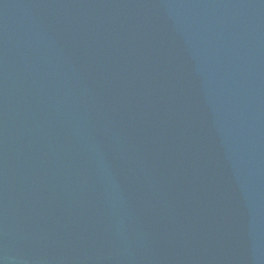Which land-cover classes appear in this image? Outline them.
Masks as SVG:
<instances>
[{"label":"water","instance_id":"95a60500","mask_svg":"<svg viewBox=\"0 0 264 264\" xmlns=\"http://www.w3.org/2000/svg\"><path fill=\"white\" fill-rule=\"evenodd\" d=\"M0 264H264V0H0Z\"/></svg>","mask_w":264,"mask_h":264}]
</instances>
